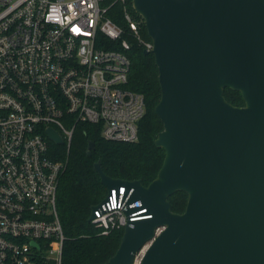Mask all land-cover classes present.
I'll list each match as a JSON object with an SVG mask.
<instances>
[{
    "label": "water",
    "instance_id": "1",
    "mask_svg": "<svg viewBox=\"0 0 264 264\" xmlns=\"http://www.w3.org/2000/svg\"><path fill=\"white\" fill-rule=\"evenodd\" d=\"M131 1L158 69L154 112L163 128L154 143L164 158L147 185L94 163L108 193L125 185L151 214L124 225L102 264H130L157 225L165 227L141 264H264V0ZM225 87L244 104L228 102ZM176 191L187 193L182 212L170 207Z\"/></svg>",
    "mask_w": 264,
    "mask_h": 264
},
{
    "label": "built area",
    "instance_id": "2",
    "mask_svg": "<svg viewBox=\"0 0 264 264\" xmlns=\"http://www.w3.org/2000/svg\"><path fill=\"white\" fill-rule=\"evenodd\" d=\"M103 1L0 0V264L62 263L56 198L65 162L48 155L56 143L49 128L66 146L77 121L99 125L105 139L138 138L144 98L126 86L129 42L107 47L122 31ZM125 18L151 51L152 41L140 38L129 13ZM131 191L120 185L105 192L89 220L99 234L151 215L139 199L129 200ZM164 227L154 228L130 264H141Z\"/></svg>",
    "mask_w": 264,
    "mask_h": 264
},
{
    "label": "trees",
    "instance_id": "3",
    "mask_svg": "<svg viewBox=\"0 0 264 264\" xmlns=\"http://www.w3.org/2000/svg\"><path fill=\"white\" fill-rule=\"evenodd\" d=\"M106 15L121 29L118 40H107V47L120 49V41L126 39L130 59L127 87L143 95L145 111L138 122V138L133 142L109 140L102 137L97 124L77 121L69 146L66 143L50 142L48 155L53 160H62V170L57 185L56 207L62 226L64 240L61 264H102L117 249L123 228H114L107 234L88 220L91 206L105 195L106 188L93 165L100 161L102 170L110 177L139 179L147 185L156 176L164 158V149L157 147L154 138L163 128L154 112L160 98L158 69L151 51L145 53L144 45L130 28L125 18L129 13L136 22L141 39L151 40L146 32L142 16L132 7L131 0H104ZM225 99L233 105H243L238 90L223 89ZM94 144L91 153H86L87 144ZM171 210L182 212L187 193L176 191L168 197Z\"/></svg>",
    "mask_w": 264,
    "mask_h": 264
},
{
    "label": "rangeland",
    "instance_id": "4",
    "mask_svg": "<svg viewBox=\"0 0 264 264\" xmlns=\"http://www.w3.org/2000/svg\"><path fill=\"white\" fill-rule=\"evenodd\" d=\"M91 211V210H90Z\"/></svg>",
    "mask_w": 264,
    "mask_h": 264
}]
</instances>
